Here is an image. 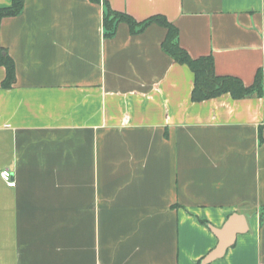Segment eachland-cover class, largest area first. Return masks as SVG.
<instances>
[{
	"label": "crops",
	"instance_id": "crops-1",
	"mask_svg": "<svg viewBox=\"0 0 264 264\" xmlns=\"http://www.w3.org/2000/svg\"><path fill=\"white\" fill-rule=\"evenodd\" d=\"M12 0H0V7ZM261 94L193 102L155 22ZM264 0H23L0 22V264H264Z\"/></svg>",
	"mask_w": 264,
	"mask_h": 264
},
{
	"label": "trees",
	"instance_id": "trees-1",
	"mask_svg": "<svg viewBox=\"0 0 264 264\" xmlns=\"http://www.w3.org/2000/svg\"><path fill=\"white\" fill-rule=\"evenodd\" d=\"M22 9L23 0H12L10 5L0 7V22L5 17L18 15ZM119 22L127 23L132 32H136V27H139L140 30L151 22L162 25L167 29L166 36L161 46L175 62L188 66L192 71L194 82L190 98L193 102L212 99L224 93H229L234 99L244 98L253 94H261V72L256 76L254 83L249 87L244 86L242 81L236 77L216 75L212 58L210 56L192 58L178 44L177 29L174 25L169 23L165 17L156 15L138 23L129 15L113 11L106 6V13L103 18V26L106 30L105 34L112 35ZM0 64L4 65L6 69V76L2 82V86L9 87L15 80L13 62L7 55H0Z\"/></svg>",
	"mask_w": 264,
	"mask_h": 264
},
{
	"label": "water",
	"instance_id": "water-1",
	"mask_svg": "<svg viewBox=\"0 0 264 264\" xmlns=\"http://www.w3.org/2000/svg\"><path fill=\"white\" fill-rule=\"evenodd\" d=\"M240 219L237 215H231L220 228H212L218 238L216 246L209 251L201 260L200 264H209L223 256L226 249L233 243L237 233L243 232L245 228H236L235 223Z\"/></svg>",
	"mask_w": 264,
	"mask_h": 264
},
{
	"label": "built area",
	"instance_id": "built-area-1",
	"mask_svg": "<svg viewBox=\"0 0 264 264\" xmlns=\"http://www.w3.org/2000/svg\"><path fill=\"white\" fill-rule=\"evenodd\" d=\"M260 50H261L262 59H263L261 71L264 73V40L262 41V43L260 45ZM0 177L2 178L3 181H5L7 183V185H9V186L15 185V181H14V179L12 177V173L10 172L9 169H3L0 172Z\"/></svg>",
	"mask_w": 264,
	"mask_h": 264
}]
</instances>
